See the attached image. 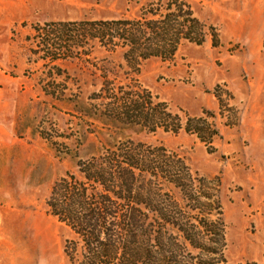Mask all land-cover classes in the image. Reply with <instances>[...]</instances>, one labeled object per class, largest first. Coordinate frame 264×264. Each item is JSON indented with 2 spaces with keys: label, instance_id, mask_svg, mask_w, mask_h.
Returning <instances> with one entry per match:
<instances>
[{
  "label": "rangeland",
  "instance_id": "374dc122",
  "mask_svg": "<svg viewBox=\"0 0 264 264\" xmlns=\"http://www.w3.org/2000/svg\"><path fill=\"white\" fill-rule=\"evenodd\" d=\"M179 5L203 41L182 39L165 58H125L128 47L83 26L156 19ZM147 39L141 51L171 47ZM127 143L169 171L143 176L155 206L172 199L199 246L215 249L187 244L184 260L264 264V0H0V264H80L76 236L47 206L52 188L78 178L79 161ZM168 228L164 240L184 242Z\"/></svg>",
  "mask_w": 264,
  "mask_h": 264
},
{
  "label": "trees",
  "instance_id": "16d2710c",
  "mask_svg": "<svg viewBox=\"0 0 264 264\" xmlns=\"http://www.w3.org/2000/svg\"><path fill=\"white\" fill-rule=\"evenodd\" d=\"M169 6L171 10V4ZM183 6L179 5L177 11H169L166 14L155 13L153 17L156 19L91 22L83 23V26L101 28L104 31L102 36L94 37L101 43L105 40L114 47L116 41L121 47H128L125 58L135 54L144 60L149 57L165 58L174 55L176 46L182 39L198 45L203 41L202 25L192 17L190 11H184ZM186 24L197 30L199 39H192V34L185 31ZM146 38L149 42L167 41L171 47L166 52L158 49L160 47L141 51ZM136 49H139L138 53ZM147 98L150 102L148 93ZM132 108L135 114H138L140 108L136 100L133 101ZM165 110L167 119L179 122L177 115ZM135 118L137 115H133V119ZM176 126L171 130L174 133L179 129L178 123ZM165 129L166 132L170 131L167 126ZM132 146V143H127L107 149L89 160L79 161V177L67 174L52 188L47 206L51 215L76 236L77 242L70 244L74 250L78 244L81 246L80 264H191L194 258L189 254V261L184 260L187 244L194 250L201 249L208 254H216L214 248L207 247L208 244L199 246L195 233L197 226L191 224L190 220H184L181 216L183 211L178 209V204L172 202V199L169 198L170 204L166 205V208L155 206V199L148 197L154 194L153 189L147 188L143 176H151L156 181L164 179L163 174H169V171H163L161 167L152 168L151 163L147 162L150 156L141 154V150L132 149ZM182 169L186 170V167ZM147 182L153 184L151 179ZM178 182L169 181L177 187ZM193 202L195 201L189 199L190 204ZM205 206L207 205L193 206V209L200 212ZM214 206V203L210 205V211ZM168 207L170 208L167 210ZM148 211L152 218L147 215ZM203 219L197 221L200 228L204 229H200L199 234L203 233L202 236L209 237V227L212 224ZM166 226L169 227L168 230L182 234L184 242H179L178 234H169L167 240H164ZM197 264L229 263L222 256L219 260L198 261Z\"/></svg>",
  "mask_w": 264,
  "mask_h": 264
}]
</instances>
